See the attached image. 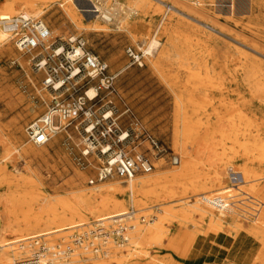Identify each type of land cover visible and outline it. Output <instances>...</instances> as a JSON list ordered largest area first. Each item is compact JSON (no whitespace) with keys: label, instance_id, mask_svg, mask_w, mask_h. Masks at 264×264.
Here are the masks:
<instances>
[{"label":"rangeland","instance_id":"obj_1","mask_svg":"<svg viewBox=\"0 0 264 264\" xmlns=\"http://www.w3.org/2000/svg\"><path fill=\"white\" fill-rule=\"evenodd\" d=\"M59 3L63 4L64 0ZM6 4L7 0H0V14L6 11ZM94 5L103 11L112 12L115 15L112 23H107L101 13L88 12L83 14L84 17L80 16L77 24H74L62 16V8L58 3L52 4L42 17L31 16L44 21L55 41L66 40L69 37L84 38L88 49L107 61L112 73L119 74L117 80L119 98L116 99L119 110L124 111L125 106L130 108L142 127L165 150V153L159 156L153 152L149 154V156L153 155L152 173L166 177L155 188L156 194L153 199H149L147 205L133 206L128 193L124 197H118L126 204L125 214L134 208L141 211L139 217H148V221L153 217L152 224L164 223L163 230L155 241H151L149 237L144 241L137 237L135 243L131 240L117 252L128 260L111 261L109 264H181L185 258L178 250L186 246L185 232L197 233L198 237H204L210 234L207 224L211 218L210 214L225 218L224 212L203 202L204 196L213 198L221 194L230 198L233 194L237 195L234 199L231 197L232 207L236 201L243 209L242 215L251 220H259L258 223L261 225L264 219L261 202H264V198L251 193L249 187L252 184H242L241 175L226 171L230 166L237 169L236 171L247 167L251 175L264 176V150H261V153L248 154L244 147L241 148L233 141V132L229 129V121L235 119L232 114L236 107L249 118L264 122V98L262 102L253 98L250 90L255 86L248 84L242 68L246 61L254 64L257 67L256 77L264 88V0L77 2L81 11H94ZM45 7L41 0H37V8ZM21 13L25 12L19 10L12 16ZM152 37L159 41L160 48L153 52L152 57H145L143 49ZM130 50L136 55L144 56L141 59L142 66L130 58ZM31 58V55L20 53L11 41L6 47H0V128L8 147L22 148L20 153L13 154L9 160L1 162V165L6 166L9 173L24 179H32L36 184L35 194L26 198L34 204L33 210H29L26 205L17 214L21 221L28 217L31 226L22 222L20 224L22 233L16 238H11V241L42 237L51 244L66 242L73 247L74 235L90 229L102 218L90 217L84 211L87 217L84 223H80L77 217L74 226L68 225L73 220L71 215H67L68 221L61 222L60 225L52 224L51 221L55 216L63 215L64 208L60 206L54 214L44 213L43 198L47 197L51 201L68 198L73 203L74 195L86 193L91 188L104 183L117 181L125 190L127 183L118 178H111L103 183L95 181L91 185L90 181L97 177L100 162L96 157H92L91 166L82 168L78 165L77 160L81 157L78 147L80 141L74 130L59 134L43 147L28 142L26 128L46 113L52 99L50 92L43 89L44 75L35 73ZM158 60L160 65L154 69L152 63ZM201 79L206 81L205 84L200 83ZM210 79H213L212 85L208 84ZM177 98L183 102L181 114L185 112L191 117L190 125L197 127L189 136L177 134L181 132L182 124V117L177 118L176 122ZM122 122H127V116ZM256 133L259 135V145H264V128ZM256 133L253 135H257ZM195 136L206 139L207 143L204 145L205 148L208 147L206 156L196 154L199 147L192 144ZM250 141L253 139L243 136L238 139L241 145H248ZM176 145L184 147V150L193 154L191 159L194 162V167L192 166L194 173L188 179L192 181L194 174L199 175L201 179L209 178L200 183V188L205 190L202 198L186 194L181 185L186 180L172 177L174 172L180 170L175 168L179 164ZM4 154L0 144V158ZM208 157L211 158L214 166L204 163ZM253 157H263V160L252 163L248 158ZM160 159L163 166L156 168ZM216 172L229 174L221 186H216L212 181ZM260 182H258L259 189H264V179ZM234 184L237 186H233ZM238 188L242 191L237 192ZM245 193H251L257 200L249 199ZM198 199L201 200L197 201ZM92 202L94 206H100L103 199H93ZM186 204L200 205L209 211L205 213L208 216H205L204 222L199 211L195 212L192 209L186 212V208L189 207ZM187 215L191 216L188 218ZM37 216L38 222L35 219ZM114 216L116 214L107 216V220H112ZM242 221L245 228H249V225L252 228L259 227L246 219ZM198 222L202 223L193 229L194 223ZM151 223L140 226L143 232L147 230L146 228H150ZM223 223L224 231L220 235L232 239L226 227L232 228L233 224L237 223L236 220L225 218ZM167 233L177 236L171 247L166 239ZM237 237L239 239L232 253L235 264H260L258 258L264 250L263 245L243 233ZM14 247L17 252L16 244L13 245ZM73 248V254L78 252L81 257L88 258V255H81V250ZM8 250L12 249L8 247ZM3 251L4 249L1 250V254ZM8 256L14 259L13 254L10 253ZM19 256L17 253L15 258ZM79 260L81 261L78 263H72L76 261L73 258L69 263L64 264L86 263V259L79 258ZM103 260L105 259L102 257L94 261ZM9 262L6 260L5 263Z\"/></svg>","mask_w":264,"mask_h":264},{"label":"built area","instance_id":"obj_2","mask_svg":"<svg viewBox=\"0 0 264 264\" xmlns=\"http://www.w3.org/2000/svg\"><path fill=\"white\" fill-rule=\"evenodd\" d=\"M0 30L20 53L32 56L33 69L44 75L43 89L52 97L46 113L26 128L29 143L45 146L59 134L74 130L80 141L78 165L91 166L92 157L100 162L91 185L114 177L128 183L139 174L153 172V155L149 154L162 155L163 146L142 127L130 108L119 110V74L112 73L108 62L88 49L84 38L55 41L43 20L26 13L0 18ZM129 54L142 66L144 56L132 50ZM125 116L126 123L122 122ZM203 202L226 214L232 210L231 198L204 196ZM128 213L124 218L99 220L90 229L76 233L73 247L88 255L105 256L112 247L127 245L136 220L144 225L154 219L139 217L140 211L134 208ZM16 247L20 256L10 264H53L74 252L66 242L51 244L42 237L20 240Z\"/></svg>","mask_w":264,"mask_h":264},{"label":"bare ground","instance_id":"obj_3","mask_svg":"<svg viewBox=\"0 0 264 264\" xmlns=\"http://www.w3.org/2000/svg\"><path fill=\"white\" fill-rule=\"evenodd\" d=\"M38 1H40V0H38ZM41 1L46 5V7L43 9L37 8V0H7L6 11L1 13L0 15L2 18L10 17L13 14L18 13L19 10H22L28 15L42 17L43 15H45L49 11V8L52 4L58 3L59 7L62 8V11H61L62 16L66 20L71 21L74 24H77L80 16L84 17L83 14L88 13V12H90V13L92 12L94 14L95 13H101L102 18L107 23H112V21L115 18V15L112 12L103 11L100 7L95 6V5L93 7L95 9L94 11H81L79 9V7L77 6V2H81V1L91 2V0H64L63 4L59 3V1H61V0H41ZM95 29H99V27H95ZM9 41L10 40L8 39V36L2 30H0V47H6L9 44ZM158 48H160L159 41L155 37H152L151 40L148 42L147 46L143 49V55L145 57H148V56L152 57L153 52L156 51ZM257 55H259V54H257ZM159 60L152 63L153 64L152 66L154 69H157L159 67V65H160ZM242 68L245 72V77H246V81L248 82V84L255 86L253 89L250 90L252 92L253 98H255V100L257 99V101H259V102H262L263 98H264V88L260 85L259 78L256 77L257 76L256 75L257 67L252 63L249 64V62L246 61V63L243 64ZM212 80L213 79H210L208 84L212 85V83H211ZM205 82L206 81H204L202 79L200 80L201 84H205ZM90 94L92 96L93 92H91ZM182 104H183L182 100L177 98V100H176V106H177L176 122H177V118L182 117V124L180 127L181 132H177V134L178 135L180 134L182 136H189L190 134H192L193 131H196L197 127L195 128V127L190 125L191 117H189L185 112H182V114H181L180 110H181ZM254 115H256V114L254 113ZM232 116L235 119L229 121V129H230V131L233 132V136H232L233 141L235 143H237L241 148L244 147L248 151V154L254 153V152L261 153L260 151L264 150V145H261V146L259 145V135L256 132H259L264 128V122L263 121L259 122L258 120L254 119V118H249V116H246L245 113L238 107L233 109ZM178 131H180V130H178ZM2 133L3 132L0 128V144L2 145V147L4 149V153H5L4 156L2 158H0V244L2 245V247H0L1 248L0 249V264H3V263L6 264L5 263L6 260L10 261L9 263H7V264H10L13 261V259H12V257L8 256V254H10V253L13 254V256L15 258V256L17 255V252H15V247L13 248V245H15L16 243L19 242V240L11 241L12 240L11 238H16L17 235L20 236V234L22 233V231L20 230V228H21L20 224L22 222H24L26 225H28L31 222L28 217L25 218L23 221H21L20 217L17 214L19 211H21L23 209V206H26V205L28 206L29 210H33L34 204L31 203V201H28V199H26V198H29L35 194L34 189H35L36 184H35L34 180H32V179H30V180L24 179L22 177L15 176V175L9 173L7 171L6 166L4 167L1 165V162H6L7 160H9L11 158V156L13 154L20 153V151L22 150V148H15V147L10 148V147H8L7 143L3 139L4 135ZM254 133H256L257 135L254 136L253 135ZM240 136H243L246 138H252L253 141H250L248 143V145L247 144L241 145L238 142V139ZM205 143H207L205 138H200L198 136L193 137L192 144L194 146L199 147L196 151V154L202 155V156L207 155V153H208L207 148L208 147L207 148L204 147ZM202 146H203V148H202ZM39 147H43V146H39ZM248 147H250L251 149ZM180 148H182V150H179ZM176 149L179 152V154H178L179 164H178V166H175V168L180 169V170L174 172L172 174V177L179 179V180H181V179L186 180L184 183H181V185H183V188H184L186 194L188 193V194H191L192 196H194L196 198H200V197L202 198V196H204L205 190L200 188V183L202 181H207L209 178L201 179V177L199 175L194 174L192 181L190 179H188V177L194 173V170L192 169L194 162L191 159L193 154L189 151L184 150V147H181L179 145H176ZM262 158L263 157H261V158L253 157V158H248V160L251 161L252 163H258V162H262V160H263ZM204 163H206L210 166H214L210 157H208L206 159V161H204ZM162 166H163L162 159H160L156 165V168H161ZM236 170L237 169L232 168V166H230V167H228V170L226 172L228 173L231 171L232 174L241 175L242 181H243L242 184H244V183L252 184L249 187L250 192L256 196H262L264 198V189H259L260 184L258 183L262 179H264L263 178L264 176L260 177V175H251V172L247 169V167H244V168L240 169L239 171H236ZM227 173L225 175L222 172H216L214 174V176L212 177V181L214 182V184L216 186H221L223 184L226 176L229 175ZM165 179H166L165 176L159 175L157 173H151L149 175H146L145 177L136 176L131 182L127 183V189L126 190L123 189L121 187V184H119L117 181L107 182V183H104L102 185L96 186L95 188H91L86 193L81 192V193L74 195L72 198L73 203H71L68 200V198H66V200L65 199H58V200L51 201L49 198L44 197L43 198V203H44L43 212L47 213V214H49V213L54 214V213H56L57 209L60 206L63 207L64 208L63 215L61 217H59L57 215L51 221L52 224H57V225L62 224L66 220L68 221L67 215H71L72 220H73L72 223H70L68 225L74 226L76 223L77 217H78L80 223L86 222L87 217H85L84 211H86L90 217L102 218L101 220H107L108 219L107 216L112 215V214H116V216L111 218L112 220L118 219V218H124L127 215H129V213L127 212L125 214V211H126L125 205L126 204H125V202L121 201L118 197H124L128 193L130 195V198H129L130 202L133 206H143L145 204L147 205V201H149V199H153V196H155V194H156L155 188L158 185H160L161 182ZM108 180H110V179H108ZM189 180H190V182H189ZM103 182L104 181H102L101 183H103ZM238 185H241V184H238ZM233 186H237V184H234ZM240 191H242V189L238 188L237 192H240ZM251 193H245V194L249 196V199L257 200V198L255 196H253ZM220 196H221V194H220ZM231 197H232V199H234L237 197V195L233 194L232 196H230V198ZM93 199H103V202L101 203L100 206H94V204L92 202ZM199 200H201V199H198L197 201H199ZM248 202H249V200H248ZM234 203L235 204L232 207V210L230 211V213L229 214L224 213L225 218H232L233 220H236V222H237L236 224H233L232 228L226 227L228 230V233L233 237L232 239L236 238L241 233H243V234L248 235L249 237L256 239L264 247V219H262L263 220L262 224L259 225V223H258L259 220H257V219L251 220V219L247 218L246 216L242 215L241 211L243 209L237 205L236 201H234ZM186 205L189 206L186 208V210H185L186 212L191 211L192 209L195 212L199 211L201 220H202V222H204L205 216H208L205 213H208L209 211H207L203 206H200V205H194V206H190L189 204H186ZM261 205L263 206L262 208L264 211V202H261ZM248 206H250V205H248ZM256 207H258V206H256ZM259 207L261 208L260 204H259ZM246 209H248V208H246ZM254 211H256V210H254ZM261 211H260V213H263ZM210 215H211L210 221H209V223H207V224H209L208 232H210V234L208 233L207 235L204 236V238L208 235L219 236L220 233H222L224 231L223 230V227H224L223 221L225 220V218L214 216L212 214H210ZM249 215H251V214H249ZM190 216L187 215L188 218ZM259 216H261V215L259 214ZM259 216H258V218H259ZM35 219L38 222V216L35 217ZM242 219H246L255 225H259V227L257 226V228H252L251 225H249L248 226L249 228H245L242 224V222H243ZM185 221H187V219ZM202 222H200V223H202ZM141 223L142 222H137V220L133 223L132 226L134 227V229L129 234V242H131V240H133V243H135L137 237L143 241L146 239V237H149L151 239V241H155L158 238L159 233L163 230V226H164V223H162V222L160 224L157 223L156 225L151 223L150 228H146L147 230L145 232H143V230L140 227V226H142ZM186 223H188V221ZM200 223L199 222L196 224L194 223L193 229H196L197 226L199 227ZM28 226L30 227L31 225L29 224ZM34 227H33V229H34ZM185 236L187 238L186 246L184 249L178 250V252L182 253V256L186 259L187 256L189 255L190 251L195 247V245L199 241L200 237H198L199 235L197 236V233H190L189 234L188 232H185ZM176 238H177L176 235H174L172 233H170V234L167 233L166 239L169 242V247H171L173 245V241ZM232 239L227 238L228 241H231ZM8 247H10V249H12V250H8ZM2 249H4V251L1 254ZM119 249H122V248L112 247L105 256H93V255H88V254L81 252V255H88V258L81 257L80 253L75 252L74 254H71V257L69 256V258H67L66 260L59 261V262H56L53 264L69 263L70 260H72L73 258H75L76 261H73L72 263L80 262L81 260H79V258L80 259H86L85 264H109V262H111V261L126 262L128 260V258H125L124 256L117 254ZM17 250H18V248H16V251ZM102 257L105 260L108 259V261H105V260H103L101 262H95L94 261L96 259L100 260V259H102ZM258 260H259L260 264H264V250L260 254Z\"/></svg>","mask_w":264,"mask_h":264},{"label":"crops","instance_id":"obj_4","mask_svg":"<svg viewBox=\"0 0 264 264\" xmlns=\"http://www.w3.org/2000/svg\"><path fill=\"white\" fill-rule=\"evenodd\" d=\"M239 237L228 241L221 235L200 237L195 247L181 264H235L232 253ZM229 253V254H228Z\"/></svg>","mask_w":264,"mask_h":264}]
</instances>
